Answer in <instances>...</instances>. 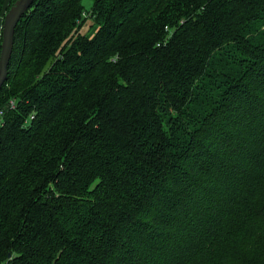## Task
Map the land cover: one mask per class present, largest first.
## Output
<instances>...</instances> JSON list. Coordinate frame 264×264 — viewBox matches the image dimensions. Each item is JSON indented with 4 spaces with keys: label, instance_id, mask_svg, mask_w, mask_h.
<instances>
[{
    "label": "trees",
    "instance_id": "obj_1",
    "mask_svg": "<svg viewBox=\"0 0 264 264\" xmlns=\"http://www.w3.org/2000/svg\"><path fill=\"white\" fill-rule=\"evenodd\" d=\"M7 71L0 264H264V0H34Z\"/></svg>",
    "mask_w": 264,
    "mask_h": 264
},
{
    "label": "water",
    "instance_id": "obj_2",
    "mask_svg": "<svg viewBox=\"0 0 264 264\" xmlns=\"http://www.w3.org/2000/svg\"><path fill=\"white\" fill-rule=\"evenodd\" d=\"M34 0H14L4 14L0 42V89L7 78V66L12 52L15 27Z\"/></svg>",
    "mask_w": 264,
    "mask_h": 264
},
{
    "label": "rangeland",
    "instance_id": "obj_3",
    "mask_svg": "<svg viewBox=\"0 0 264 264\" xmlns=\"http://www.w3.org/2000/svg\"><path fill=\"white\" fill-rule=\"evenodd\" d=\"M83 6H84V10L85 11H89L91 6H92V0H83ZM93 20L90 18H87L84 23L82 24L81 28H80V32L81 33H91L93 31ZM28 121H26V123H28Z\"/></svg>",
    "mask_w": 264,
    "mask_h": 264
},
{
    "label": "crops",
    "instance_id": "obj_4",
    "mask_svg": "<svg viewBox=\"0 0 264 264\" xmlns=\"http://www.w3.org/2000/svg\"><path fill=\"white\" fill-rule=\"evenodd\" d=\"M7 2H9V1L5 0V2L2 5H0V42H1L2 22H3L4 14H5L6 10H7V5H8Z\"/></svg>",
    "mask_w": 264,
    "mask_h": 264
},
{
    "label": "built area",
    "instance_id": "obj_5",
    "mask_svg": "<svg viewBox=\"0 0 264 264\" xmlns=\"http://www.w3.org/2000/svg\"><path fill=\"white\" fill-rule=\"evenodd\" d=\"M10 106L13 107V101L10 102Z\"/></svg>",
    "mask_w": 264,
    "mask_h": 264
}]
</instances>
